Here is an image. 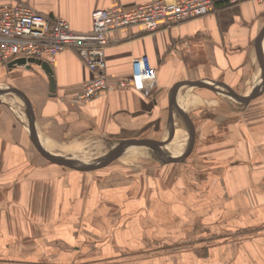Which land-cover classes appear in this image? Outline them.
I'll use <instances>...</instances> for the list:
<instances>
[{"label":"crops","instance_id":"crops-1","mask_svg":"<svg viewBox=\"0 0 264 264\" xmlns=\"http://www.w3.org/2000/svg\"><path fill=\"white\" fill-rule=\"evenodd\" d=\"M149 1L0 5L23 3L87 34L93 11ZM213 1L207 15L169 28L108 31L109 88L86 103L74 101L92 77L76 48L59 52L50 65L52 92L34 63L0 68V86L26 96L36 138L51 154L80 158L104 149L105 155L120 140L170 137L166 153L178 157L188 143L186 118L193 129L183 162L160 163L150 149L135 147L137 160L80 172L42 158L23 102L13 93L1 96L0 264H264V0ZM138 57L154 73L148 96L131 83ZM199 81L244 97L259 94L241 104L184 85ZM120 82L128 84L116 87Z\"/></svg>","mask_w":264,"mask_h":264},{"label":"built area","instance_id":"built-area-1","mask_svg":"<svg viewBox=\"0 0 264 264\" xmlns=\"http://www.w3.org/2000/svg\"><path fill=\"white\" fill-rule=\"evenodd\" d=\"M234 5L243 0H219ZM213 0H150L132 10L121 6L95 10L91 13V32L77 34L59 17H47L23 3L0 5V68L15 59H40L52 64L59 52L76 48L91 79L81 85L77 103H86L109 88L105 73L106 33L134 25H142L146 32L160 27L207 15L213 8ZM131 83L148 96L154 87V73L145 57L131 62ZM128 83L120 82L116 87Z\"/></svg>","mask_w":264,"mask_h":264},{"label":"water","instance_id":"water-1","mask_svg":"<svg viewBox=\"0 0 264 264\" xmlns=\"http://www.w3.org/2000/svg\"><path fill=\"white\" fill-rule=\"evenodd\" d=\"M263 34H264V29L261 33V36L259 37V40L261 39ZM258 50H259V47H258ZM258 53H259L258 59H259L260 63L263 64L260 50L258 51ZM32 63L40 66L42 71L47 75L48 81H49V86H50V91L52 92L54 90V80L52 77V69H51L50 64H48L46 61H43L40 59L25 60V59L20 58V59H15V60L9 62L7 64V68L10 70L15 68V67H22V66L29 68V65ZM261 79H263V76ZM182 85L183 84L176 85L173 88L172 93L174 94L176 92V90ZM184 85H186L188 87L206 88V89H209L211 91H214V92L223 94L225 96H228V97L236 100L237 102H239L241 104L248 103V101L255 98L259 94V91H257V89H254L248 96H245V97L240 96V95L234 93L233 91L223 87V85H221L219 83H215V82L205 83V82L199 81V82H193V83H191V82L185 83ZM219 87H223L224 89H219ZM9 93H13L16 96H18L25 106V115H26V118L28 121V130H29V134H30V141L32 142L36 151L47 162L62 166L64 168H69V169L80 171V172H90V171L102 169V168L108 166L109 164L113 163L114 161L118 160L126 150H128L130 148H134V147H146V148L150 149L154 153V157L160 163H179V162H183L185 160V158L188 156V154L190 153L192 146H193V129H192V125L189 122L188 118H186V120L188 122V126H189L188 143H187V147L184 150V152L178 157H174V156L166 153L165 147L171 141L170 137L166 141H155V140H150V139L120 140L117 143H115L105 155L94 160L93 162L83 161L77 157L51 154L41 147V145L39 144V142L36 138V135L34 132V127H33L32 110H31L29 101L26 98V96L21 91H19L18 89H15L13 87H6V86L1 87L0 86V97L7 95ZM172 103H173V101H172Z\"/></svg>","mask_w":264,"mask_h":264},{"label":"rangeland","instance_id":"rangeland-1","mask_svg":"<svg viewBox=\"0 0 264 264\" xmlns=\"http://www.w3.org/2000/svg\"><path fill=\"white\" fill-rule=\"evenodd\" d=\"M2 83H3V85L5 84L4 82H3V80L1 81ZM1 87H3V86H1ZM4 97V96H3ZM13 98V99H15L16 100V98H14L13 96H6V98ZM18 100V99H17ZM19 101V100H18ZM20 102V101H19ZM177 143H179V141L176 139V147H179V145L177 144ZM110 146V145H109ZM108 146V149H107V152L109 151V147ZM111 146H113V145H111ZM138 151V149H135V147L134 148H130V149H128V150H126L123 154H122V156L118 159V160H116V161H123L122 160V158L124 159L125 157H127V156H129L131 153H134V151ZM106 150H102V151H99L98 152V150H97V152H98V154H91L90 153V155L88 154L87 156H78V157H80L81 158V160H83V161H88V162H93L94 160H96V159H98V158H100V157H102L103 156V154H104V152H105ZM138 155H134V159L135 160H137L138 158ZM152 158H155L154 157V155H152L151 156ZM129 162H131V161H129Z\"/></svg>","mask_w":264,"mask_h":264},{"label":"bare ground","instance_id":"bare-ground-1","mask_svg":"<svg viewBox=\"0 0 264 264\" xmlns=\"http://www.w3.org/2000/svg\"><path fill=\"white\" fill-rule=\"evenodd\" d=\"M4 101V100H3ZM167 137V136H166ZM174 141H175V138H173V140H172V142H171V144H172V146H173V143H174ZM51 143V142H50ZM79 144V143H78ZM50 145V144H49ZM61 148V147H60ZM59 148V149H60ZM135 154V153H134ZM138 158V157H137ZM134 159V155H133V153H131L129 156H127V157H125L124 159L122 158V160L123 161H125L126 163L127 162H129V161H131V160H133Z\"/></svg>","mask_w":264,"mask_h":264}]
</instances>
